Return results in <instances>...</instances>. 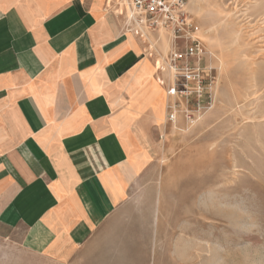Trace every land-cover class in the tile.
I'll use <instances>...</instances> for the list:
<instances>
[{
	"label": "crops",
	"instance_id": "obj_1",
	"mask_svg": "<svg viewBox=\"0 0 264 264\" xmlns=\"http://www.w3.org/2000/svg\"><path fill=\"white\" fill-rule=\"evenodd\" d=\"M109 1L0 0V234L58 263H185L195 221L134 191L175 99Z\"/></svg>",
	"mask_w": 264,
	"mask_h": 264
},
{
	"label": "rangeland",
	"instance_id": "obj_2",
	"mask_svg": "<svg viewBox=\"0 0 264 264\" xmlns=\"http://www.w3.org/2000/svg\"><path fill=\"white\" fill-rule=\"evenodd\" d=\"M263 8L264 0H186L209 54L204 64L215 67L213 99L196 123L155 132L146 180L134 186H161L167 203L195 221L199 242L186 246L181 264H264ZM0 264L67 263L21 231L0 234Z\"/></svg>",
	"mask_w": 264,
	"mask_h": 264
},
{
	"label": "built area",
	"instance_id": "obj_3",
	"mask_svg": "<svg viewBox=\"0 0 264 264\" xmlns=\"http://www.w3.org/2000/svg\"><path fill=\"white\" fill-rule=\"evenodd\" d=\"M109 3L108 10L123 17L127 31L143 41L146 54L155 63L160 61L157 73L167 75L166 92L175 99L169 104L167 120L175 122L181 114L184 122L196 123L202 110L211 105L216 79L215 67L204 64L209 54L197 36L199 26L187 11L186 0H110ZM160 31L170 37L165 54L148 40ZM189 105L193 108L186 107Z\"/></svg>",
	"mask_w": 264,
	"mask_h": 264
},
{
	"label": "bare ground",
	"instance_id": "obj_4",
	"mask_svg": "<svg viewBox=\"0 0 264 264\" xmlns=\"http://www.w3.org/2000/svg\"><path fill=\"white\" fill-rule=\"evenodd\" d=\"M194 2L196 3H199L201 0H193ZM252 2V1H250ZM264 9V8H263ZM262 16L264 18V11L262 12ZM199 31H200V27L197 31V36L198 38L202 41V39L199 37ZM152 36V35H151ZM148 37V40L151 44V46H153V44H157V49L162 52L163 54L166 53L167 49H168V43L170 41V37L167 33L163 32V31H160L158 33V35L156 37ZM203 42V41H202ZM204 44V42H203ZM156 48V47H155ZM153 67H154V73L157 69L158 66H160V61L157 60V62L155 63V60H153ZM154 78H155V75H154ZM155 80L157 81V79L155 78Z\"/></svg>",
	"mask_w": 264,
	"mask_h": 264
},
{
	"label": "snow or ice",
	"instance_id": "obj_5",
	"mask_svg": "<svg viewBox=\"0 0 264 264\" xmlns=\"http://www.w3.org/2000/svg\"><path fill=\"white\" fill-rule=\"evenodd\" d=\"M74 37L72 36V35H69L68 36V40L70 41V40H72Z\"/></svg>",
	"mask_w": 264,
	"mask_h": 264
}]
</instances>
